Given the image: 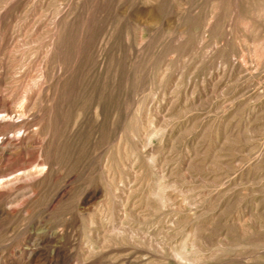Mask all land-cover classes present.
Segmentation results:
<instances>
[{"label": "rangeland", "instance_id": "obj_1", "mask_svg": "<svg viewBox=\"0 0 264 264\" xmlns=\"http://www.w3.org/2000/svg\"><path fill=\"white\" fill-rule=\"evenodd\" d=\"M0 31V264H264V0H0Z\"/></svg>", "mask_w": 264, "mask_h": 264}, {"label": "bare ground", "instance_id": "obj_2", "mask_svg": "<svg viewBox=\"0 0 264 264\" xmlns=\"http://www.w3.org/2000/svg\"><path fill=\"white\" fill-rule=\"evenodd\" d=\"M160 1V0H159ZM164 1V0H163ZM162 4V3H161ZM164 5V4H163ZM18 6V5H17ZM160 7V6H159ZM15 8V7H14ZM16 10V9H15ZM253 13V12H252ZM159 14V13H158ZM17 15V14H16ZM68 16V15H67ZM89 16V15H88ZM2 17V16H1ZM17 17V16H16ZM63 17V16H62ZM85 17H87V16H85ZM72 18V17H71ZM92 19V18H91ZM74 20V19H73ZM86 21V20H85ZM72 23V22H71ZM73 24V23H72ZM83 24V23H82ZM62 26V25H61ZM63 27V26H62ZM101 27V26H100ZM83 29V28H82ZM82 29H80V30H82ZM99 29H101V28H99ZM52 30H54L53 28H52ZM114 30V29H113ZM11 31V30H10ZM34 31V30H33ZM106 31V30H105ZM1 32V31H0ZM14 32V31H13ZM2 33V32H1ZM106 33V32H105ZM71 34V33H70ZM95 34V33H94ZM116 34V33H115ZM8 35V34H7ZM89 35V34H88ZM2 36H3V34H2ZM1 36V37H2ZM55 36V35H54ZM91 36V35H90ZM101 36V35H100ZM7 37V36H6ZM9 37V36H8ZM10 38V37H9ZM9 38H7V39H9ZM50 38V37H49ZM68 38V37H67ZM75 38V37H74ZM104 38V37H103ZM51 39V38H50ZM87 39V38H86ZM89 39V38H88ZM94 39V38H93ZM43 41V40H42ZM50 41H52V40H50ZM110 41V40H109ZM3 42V41H2ZM82 42V41H81ZM123 42V41H122ZM5 43V42H4ZM8 43V42H7ZM44 43V42H43ZM105 43V42H104ZM49 44V43H48ZM58 44V43H57ZM56 43H52L51 44V50H52V52H53V49H55L56 50V48H57V45ZM121 44V43H120ZM123 44V43H122ZM9 45V44H8ZM43 46V45H42ZM45 47V46H44ZM108 47V46H107ZM46 48V47H45ZM102 48V47H101ZM42 49V48H41ZM92 49V48H91ZM119 49V48H118ZM79 50V49H78ZM77 50V51H78ZM87 50V49H86ZM96 50V49H95ZM122 50V49H121ZM88 52V51H87ZM56 53H57V51H56ZM45 54V53H44ZM65 54V53H64ZM115 54V53H114ZM49 55H50V53H49ZM59 55H60V57H63V50L62 49H60V53H59ZM75 55V54H74ZM90 55V54H89ZM4 56V55H3ZM58 56V55H57ZM76 56V55H75ZM5 57V56H4ZM8 58V57H7ZM69 58V57H68ZM83 58V57H82ZM95 58V57H94ZM58 59V58H57ZM59 59H61V58H59ZM75 59V58H74ZM87 60H89L88 58H86ZM85 59V60H86ZM8 60V59H7ZM86 60V61H87ZM114 60V59H113ZM100 62V61H99ZM98 62V63H99ZM42 64V63H41ZM40 64V65H41ZM76 64H78V63H76ZM71 65V64H70ZM73 65H74V62H73ZM8 66V65H7ZM6 66V67H7ZM34 66V65H33ZM42 66V65H41ZM48 66H49V64H48ZM109 66V65H108ZM133 66V65H132ZM1 67V66H0ZM5 67V66H4ZM13 67H14V65H13ZM18 67V66H17ZM56 67V66H55ZM106 67V66H105ZM112 67V66H111ZM111 67L109 68V69H111ZM58 68H59V66H58ZM62 68V67H61ZM74 68V67H73ZM9 69V68H8ZM13 69V68H12ZM91 69V68H90ZM73 70V69H72ZM99 70V69H98ZM120 70H122V69H120ZM100 71V70H99ZM134 71V70H133ZM82 72V71H81ZM125 72H127V71H125ZM20 73V72H19ZM93 73V72H92ZM124 73V72H123ZM108 74V73H107ZM128 74V73H127ZM125 75V74H124ZM4 76V75H3ZM80 76V75H79ZM101 76V75H100ZM122 76V75H121ZM120 76V77H121ZM133 76V75H132ZM77 77V76H76ZM83 77H84V75H83ZM43 78V77H42ZM99 78V77H98ZM105 78V77H104ZM103 78V79H104ZM111 78V77H110ZM18 79V78H17ZM62 79V78H61ZM10 80V79H9ZM26 80V79H25ZM29 80V79H28ZM44 80V79H43ZM105 80V79H104ZM124 80H126V79H124ZM6 81V80H5ZM14 81V80H13ZM20 81V80H19ZM33 81V80H32ZM46 81V80H45ZM15 82V81H14ZM35 82V81H34ZM63 82V81H62ZM122 82V81H121ZM29 83V82H28ZM49 83V82H48ZM89 83V82H88ZM88 83L86 82V80L83 82V84H86V85H88ZM127 83V82H126ZM13 84V83H12ZM38 84V83H37ZM52 84V83H51ZM104 84V83H103ZM121 84V83H120ZM16 86H17V84H15ZM35 85H36V83H35ZM85 85V86H86ZM70 86V85H69ZM117 86V85H116ZM36 86H34V88H35ZM76 87V86H75ZM82 87V86H81ZM91 87V86H90ZM21 88H22V86H21ZM28 88V87H27ZM55 88V87H54ZM71 88V87H70ZM98 88V87H97ZM121 88V87H120ZM39 89V88H38ZM101 89H102V87H101ZM32 90H34V89H32ZM75 90V89H74ZM73 90V91H74ZM78 91H79V89H77ZM94 90V89H93ZM118 90V89H117ZM121 90V89H120ZM72 91V92H73ZM88 91V90H87ZM99 91V90H98ZM97 91V92H98ZM26 92V91H25ZM58 92V91H57ZM104 92V91H103ZM126 92V91H125ZM17 93V92H16ZM46 93V92H45ZM64 93V92H63ZM67 93V92H66ZM20 94V93H19ZM28 94V93H27ZM42 94V93H41ZM47 94H49V93H47ZM58 94V93H57ZM100 94V93H99ZM3 95V94H2ZM6 95V94H5ZM12 95H13V93H12ZM64 95H66V94H64ZM88 95V94H87ZM97 95V94H96ZM45 96V95H44ZM69 96V95H68ZM76 96V95H75ZM83 96V95H82ZM89 96H90V94H89ZM23 97H25V95L23 96ZM67 97V96H66ZM99 97V96H98ZM124 97V96H123ZM21 98H22V96H21ZM26 98V97H25ZM30 98V97H29ZM33 98V97H32ZM78 98V97H77ZM105 98H107V97H105ZM34 99V98H33ZM22 100H24V99H22ZM108 100H110L109 98H108ZM125 100V99H124ZM29 101H30V99H29ZM74 101V100H73ZM105 101V100H104ZM113 101V100H112ZM118 101V100H117ZM110 102V101H109ZM23 103V102H22ZM81 103V102H80ZM136 103V102H135ZM135 103L133 102V104L135 105ZM21 104V103H20ZM117 104V103H116ZM131 104V103H130ZM9 105V104H8ZM31 105V104H30ZM84 105V104H83ZM86 105V104H85ZM139 105V104H138ZM137 105V106H138ZM28 106V105H27ZM89 106H90V102H89ZM112 106V105H111ZM118 106V105H117ZM123 106H124V104H123ZM130 106V105H129ZM128 106V107H129ZM140 106V105H139ZM53 107V106H52ZM88 107V106H87ZM91 107V106H90ZM133 107V106H132ZM6 108V107H5ZM26 108H28V107H26ZM79 108H80V106H79ZM102 102L101 101H98L97 102V104H96V109H95V118H94V123L95 124H98L99 122H100V117L102 116V114H103V110H102ZM123 108V107H122ZM2 109V108H1ZM53 109V108H52ZM82 109V108H81ZM86 109H88V108H86ZM16 110V109H15ZM39 110V109H38ZM56 110V109H55ZM63 110H64V108H63ZM70 110V109H69ZM83 110V109H82ZM91 110H93V109H91ZM106 110V109H105ZM120 110V109H119ZM137 110V109H136ZM10 111V110H9ZM32 111V110H31ZM66 111V110H65ZM87 111V110H86ZM94 111V110H93ZM110 111V110H109ZM112 111V110H111ZM143 111V110H142ZM141 111V112H142ZM3 112H5V111H3ZM40 112V111H39ZM71 112V111H70ZM134 112V111H133ZM6 113V112H5ZM16 113H17V111H16ZM48 113V112H47ZM94 113V112H93ZM139 113V112H138ZM1 114V113H0ZM38 114V113H37ZM58 114V113H57ZM143 114V113H142ZM15 115V114H14ZM55 115V114H54ZM71 115V114H70ZM91 115V114H90ZM127 115V114H126ZM133 115V114H132ZM6 116V115H5ZM35 116V115H34ZM66 116H67V114H66ZM69 116V115H68ZM104 116V115H103ZM129 116V115H128ZM137 116V115H136ZM26 117V116H25ZM73 117V116H72ZM80 117H81V115H80ZM85 117V116H84ZM125 117V116H124ZM2 118V117H1ZM12 118V117H11ZM34 118V117H33ZM36 118H37V116H36ZM58 118V117H57ZM62 118V117H61ZM74 118V117H73ZM90 118V117H89ZM112 118V117H111ZM116 118V117H115ZM127 118V117H126ZM129 118V117H128ZM35 119V118H34ZM45 119V118H44ZM80 119V118H79ZM78 119V120H79ZM103 119V118H102ZM124 119V118H123ZM111 120V119H110ZM148 120V119H147ZM2 121V120H1ZM9 121H11V120H9ZM21 121V120H20ZM37 121V120H36ZM131 121V120H130ZM17 122V121H16ZM15 122V123H16ZM111 122V121H110ZM119 122V121H118ZM1 123V122H0ZM43 123V122H42ZM46 123V122H45ZM44 123V124H45ZM92 123V122H91ZM116 123V122H115ZM129 123V122H128ZM27 124V123H26ZM62 124V123H61ZM77 124H78V121H77ZM108 124V123H107ZM112 124V123H111ZM130 124V123H129ZM136 124V123H135ZM0 125H2V123L0 124ZM148 125V124H147ZM3 126V125H2ZM13 126H14V124H13ZM36 126H37V124H36ZM57 126V125H56ZM89 126V125H88ZM83 127V126H82ZM94 127V126H93ZM109 127V126H108ZM141 127V126H140ZM23 128V127H22ZM76 128V127H75ZM95 128V127H94ZM115 128V127H114ZM142 128V127H141ZM70 129H71V127H70ZM136 129V128H135ZM37 130V129H36ZM52 130H53V128H52ZM98 131V130H97ZM116 131V130H115ZM54 132V131H53ZM57 132V131H56ZM148 132V131H147ZM157 132V131H156ZM37 133H38V130H37ZM37 133H36V135H37ZM40 133V132H39ZM50 133V132H49ZM67 133V132H66ZM72 133V132H71ZM116 133V132H115ZM118 133V132H117ZM128 133V132H127ZM136 133V132H135ZM146 133V132H145ZM26 134V133H25ZM34 134V133H33ZM32 134V135H33ZM140 134V133H139ZM81 135V134H80ZM116 135H118V134H116ZM7 136H9V135H7ZM26 136V135H25ZM131 136V135H130ZM162 136V135H161ZM6 137V136H5ZM32 136L30 135V138H31ZM113 138H115V137H113ZM23 139V138H22ZM53 139H54V137H53ZM68 139V138H67ZM93 139V138H92ZM99 139V138H98ZM24 140L26 141V139L24 138ZM40 140V139H39ZM51 140V139H50ZM116 140V139H115ZM145 140V139H144ZM32 141H34V140H32ZM81 141H83V140H81ZM31 142V141H30ZM44 142V141H43ZM49 142V141H48ZM67 142V141H66ZM5 142H3V144H4ZM36 143V142H35ZM19 144V143H18ZM70 144V143H69ZM2 145V144H1ZM14 145V144H13ZM25 145V144H24ZM33 145H35V144H33ZM42 145H43V143H42ZM100 145V144H99ZM103 145H105V144H103ZM148 145V144H147ZM39 146V145H38ZM70 146V145H69ZM69 146H67V147H69ZM94 146V145H93ZM29 147V146H28ZM122 147V146H121ZM130 147V146H129ZM2 148H4L3 147V145H2ZM10 148V147H9ZM16 148H17V146H16ZM21 148V147H20ZM33 148V147H32ZM1 149V148H0ZM14 149V148H13ZM26 149V148H25ZM98 149V148H97ZM123 149V148H122ZM8 151H9V149H7ZM28 150H29V148H28ZM102 150V149H101ZM132 150V149H131ZM67 151H69V150H67ZM47 152V151H46ZM83 152V151H82ZM19 153H22L21 151L19 152ZM31 153V152H30ZM68 153V152H67ZM41 154V153H40ZM51 154V153H50ZM49 154V155H50ZM66 154V153H65ZM74 154V153H73ZM126 154H127V152H126ZM52 155V154H51ZM135 155V154H134ZM137 155V154H136ZM152 155V154H151ZM28 156V155H27ZM34 156V155H33ZM42 156V155H41ZM40 156V157H41ZM19 157H21V155H19ZM54 157V156H53ZM96 157V156H95ZM135 157V156H134ZM8 158V157H7ZM22 158V157H21ZM44 158V157H43ZM76 158V157H75ZM155 158V157H154ZM28 159V158H27ZM97 159V158H96ZM6 160V159H5ZM48 160V159H47ZM54 160V159H53ZM144 160V159H143ZM40 161V160H39ZM92 161V160H91ZM41 163H42V161H40ZM57 162H59V161H57ZM95 162V161H94ZM97 162V161H96ZM140 162V161H139ZM46 163V162H45ZM19 164H21V163H19ZM44 164V163H43ZM160 164V163H159ZM71 165V164H70ZM78 165V164H77ZM35 166H37V165H35ZM45 166V165H44ZM66 166V165H65ZM50 167V166H49ZM49 167H48V169H49ZM80 167V166H79ZM92 167V166H91ZM36 169H37V167H35ZM67 169V168H66ZM94 169V168H93ZM106 169H108V168H106ZM12 170V169H11ZM96 170V169H95ZM144 170V169H143ZM73 171H76V170H73ZM161 171V170H160ZM35 172H37V171H35ZM4 173V172H3ZM17 173V172H16ZM38 173H39V171H38ZM46 173V172H45ZM158 173V172H157ZM15 174V173H14ZM48 174V173H47ZM46 174V175H47ZM60 174V173H59ZM75 174V173H74ZM160 174V173H159ZM7 175V174H6ZM49 175V174H48ZM74 176V175H73ZM79 176H81V175H79ZM5 177V176H4ZM7 177V176H6ZM76 177V176H75ZM24 177H21V179H23ZM46 178V177H45ZM50 179H52L51 178V176H50ZM65 179V178H64ZM158 179V178H157ZM25 180V179H24ZM63 180V179H62ZM70 180V179H69ZM159 180V179H158ZM7 181V180H6ZM6 181H3V182H0V186L1 185H3V184H5V183H7ZM46 181V180H45ZM50 181V180H49ZM25 182V181H24ZM9 183V182H8ZM47 183V182H46ZM59 183H60V181H59ZM43 184V183H42ZM62 185H65V183L64 184H62ZM34 187V186H33ZM41 187V186H40ZM31 188H32V186H31ZM86 188V187H85ZM40 189V188H39ZM102 189V188H101ZM4 192V191H3ZM64 192V191H63ZM157 192V191H156ZM53 193V192H52ZM55 193V192H54ZM41 194V193H40ZM96 194V193H95ZM59 195V194H58ZM87 195H90V194H87ZM35 197H37V196H35ZM83 197H85V196H83ZM2 198V197H1ZM89 198V197H88ZM52 200V199H51ZM168 200V199H167ZM52 203V202H51ZM163 204V203H162ZM6 212V211H5ZM197 232V231H196ZM185 260V259H184ZM180 261V260H179Z\"/></svg>", "mask_w": 264, "mask_h": 264}]
</instances>
